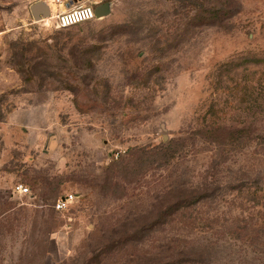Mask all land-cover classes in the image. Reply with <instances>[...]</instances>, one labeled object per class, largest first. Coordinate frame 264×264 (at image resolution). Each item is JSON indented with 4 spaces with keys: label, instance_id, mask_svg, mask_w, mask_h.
Returning a JSON list of instances; mask_svg holds the SVG:
<instances>
[{
    "label": "rangeland",
    "instance_id": "rangeland-1",
    "mask_svg": "<svg viewBox=\"0 0 264 264\" xmlns=\"http://www.w3.org/2000/svg\"><path fill=\"white\" fill-rule=\"evenodd\" d=\"M226 1L0 0V264H264V0Z\"/></svg>",
    "mask_w": 264,
    "mask_h": 264
},
{
    "label": "trees",
    "instance_id": "trees-1",
    "mask_svg": "<svg viewBox=\"0 0 264 264\" xmlns=\"http://www.w3.org/2000/svg\"><path fill=\"white\" fill-rule=\"evenodd\" d=\"M177 1L180 3H183L185 7L193 5V2H194V0H177ZM224 2H227V1L224 0ZM211 15L217 17L218 13H217V11H214V12H212ZM208 17L209 16H207V18ZM76 25H79V24H76ZM76 25H73V26H76ZM70 27H72V26H70ZM2 118L3 117L0 116V121L2 120ZM246 136H248L247 131L243 130V129H239L238 131L237 130L228 131L224 135H221V138L224 141H228L230 143H237V142L241 141L243 139V137H246ZM139 151H143V150H139ZM164 151L165 152L163 153V157H164L163 162H168L174 156V153H171V150L169 148H167V150H164ZM132 152H133V150L129 148V150H128L129 157L134 156V153H132ZM123 159H125V158L121 157L120 162L124 163ZM198 198H199L198 196L193 195V196H189L186 198L179 199V200L171 203L166 208L159 210L157 212L155 220H152V221H149V222H146L145 224H143L141 226L142 230H146L147 228H153V226H155L157 223L163 222L166 215H172V214L176 215L179 213L181 214V212L185 208L191 207L192 205H195L199 201ZM56 200H55V202H56ZM54 203H53V208H54ZM123 241H126V242L124 243ZM129 242H130V240H127V239L110 240L106 244H104L103 246L95 249L89 255V257L84 259L80 264H103L104 259L106 257L108 258L109 255L119 253L123 249V247H125V245ZM181 262H182V260H180V259H173L171 262H167L165 264H179ZM159 264H163V263L160 262Z\"/></svg>",
    "mask_w": 264,
    "mask_h": 264
},
{
    "label": "built area",
    "instance_id": "built-area-1",
    "mask_svg": "<svg viewBox=\"0 0 264 264\" xmlns=\"http://www.w3.org/2000/svg\"><path fill=\"white\" fill-rule=\"evenodd\" d=\"M65 0H56V4H64ZM94 8L87 5L82 6H72L71 8H66L57 11L54 15H51L50 19L52 23L57 28H68L73 25L80 24L83 22L90 21L94 19ZM14 190L19 194L26 195L29 193V188L21 183L14 186ZM75 196L72 194H66L59 197L54 203V209L57 211H63L70 207L71 203L74 201Z\"/></svg>",
    "mask_w": 264,
    "mask_h": 264
},
{
    "label": "water",
    "instance_id": "water-1",
    "mask_svg": "<svg viewBox=\"0 0 264 264\" xmlns=\"http://www.w3.org/2000/svg\"><path fill=\"white\" fill-rule=\"evenodd\" d=\"M110 3L105 2L94 8V16L97 19L107 17L110 14ZM30 11L34 20H41L50 16V7L44 1H37L30 5Z\"/></svg>",
    "mask_w": 264,
    "mask_h": 264
}]
</instances>
